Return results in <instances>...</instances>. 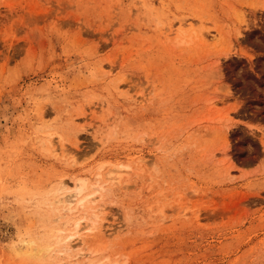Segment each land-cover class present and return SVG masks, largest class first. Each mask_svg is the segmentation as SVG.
Segmentation results:
<instances>
[{
  "label": "rangeland",
  "instance_id": "1",
  "mask_svg": "<svg viewBox=\"0 0 264 264\" xmlns=\"http://www.w3.org/2000/svg\"><path fill=\"white\" fill-rule=\"evenodd\" d=\"M0 264H264V0H0Z\"/></svg>",
  "mask_w": 264,
  "mask_h": 264
},
{
  "label": "bare ground",
  "instance_id": "2",
  "mask_svg": "<svg viewBox=\"0 0 264 264\" xmlns=\"http://www.w3.org/2000/svg\"><path fill=\"white\" fill-rule=\"evenodd\" d=\"M206 32L208 33V31ZM200 35L204 38L205 32H200ZM112 166H113L112 168L106 171L104 175L105 178L103 177L100 171V169L103 166L99 167L98 172L94 174V176L96 177L95 182L91 185V188H93L94 191L88 193L86 192L85 189L88 187L86 186V182L84 181V179L77 180L74 189L72 191H68L67 189H65L63 184L61 185V187L58 189L57 192L59 194L60 193L62 194L65 193V194L62 197L58 196L59 198H56L55 200L56 207L53 208L56 212H58L57 220L58 218L65 217V214L71 213L73 211H78V212L82 211V213L76 220L74 219L73 222L70 223L71 228L61 229L58 232V234L56 235L57 237L56 240L54 239V243H53L54 245L52 244L46 245L45 247H42L40 249L41 251L52 250L53 247L55 245L60 244L62 240L64 242V249L68 251L72 245L71 243L75 241V239H79L80 230L87 228L89 224L92 225L93 223H95V221L98 220L100 214L104 212V207L101 201L97 202V200L94 198L95 197L94 193L99 192V190L103 189L102 185L100 184L101 181L103 180L110 182L114 181L112 183H115L117 181L119 175L118 177H115V174L117 169L121 168L122 165L120 163H114L112 164ZM84 221H87L88 223L80 227L81 223Z\"/></svg>",
  "mask_w": 264,
  "mask_h": 264
}]
</instances>
